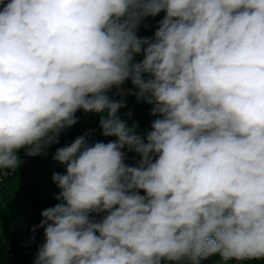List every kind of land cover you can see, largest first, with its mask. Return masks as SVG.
Segmentation results:
<instances>
[{"label": "clouds", "instance_id": "clouds-1", "mask_svg": "<svg viewBox=\"0 0 264 264\" xmlns=\"http://www.w3.org/2000/svg\"><path fill=\"white\" fill-rule=\"evenodd\" d=\"M78 112L33 264H264V0H0V185Z\"/></svg>", "mask_w": 264, "mask_h": 264}, {"label": "crops", "instance_id": "crops-1", "mask_svg": "<svg viewBox=\"0 0 264 264\" xmlns=\"http://www.w3.org/2000/svg\"><path fill=\"white\" fill-rule=\"evenodd\" d=\"M128 86L130 87V83ZM117 99H119V97H117ZM126 99L128 101V109H131L133 112L132 119L139 122L140 130H147L153 119V117L149 115L150 106L142 103L138 104L131 96L126 97ZM128 109L121 110V115L123 116L124 112ZM79 117L82 119L81 123L74 128L72 127V130L66 133L69 134L76 128L85 129L92 117L99 118L96 114H88L87 116L83 115ZM129 123H131V121H129ZM93 130H95V139H103L105 142H107L108 139H113L100 136L99 129ZM75 137L76 136L72 138L74 139ZM54 151L55 149H49L47 156L36 157H26L23 151H21L20 157L24 162L14 172V177L7 179L10 183L6 181L7 184H4V187L0 186V213L2 214V212H5V215H8L10 211L15 215V217L10 219L5 218L2 220L3 225L0 227V243L4 241L8 231L17 228L20 230L19 240L13 243V246L21 252L18 264H33L37 248L43 242V232L35 236L34 240L32 239L35 232H32L31 229L38 225L40 216L35 210L34 204H32L31 195L38 193L41 196H47L59 192V189L51 180L53 174L51 170L62 173L64 172V168L58 163L55 164L56 162L50 158L51 153ZM131 155L133 154H130V157ZM49 159L50 161L48 162ZM128 162L132 163V160L129 159ZM27 164L31 165L32 169L36 170V173H38L37 176L35 172H33L34 174L32 177L26 175ZM218 260V257H213L207 261V264H216ZM242 264L244 263L242 262Z\"/></svg>", "mask_w": 264, "mask_h": 264}, {"label": "trees", "instance_id": "trees-1", "mask_svg": "<svg viewBox=\"0 0 264 264\" xmlns=\"http://www.w3.org/2000/svg\"><path fill=\"white\" fill-rule=\"evenodd\" d=\"M77 115L87 116L88 114H84L83 112H78ZM93 129H99V118L98 117H92L91 120L88 122V125L86 126L85 129L76 128L74 131H72L69 134L65 133L61 138V144L53 146V147L62 146L65 142H70L73 139L72 137L81 135L85 131L93 130ZM58 193L50 194L47 196H41L38 193L31 195L32 202L35 205V210L40 216L38 225L41 221V215H40L41 211L48 207L54 206L58 202L54 198L55 195H57ZM42 232H43L42 229L36 228L34 237L38 236ZM19 238H20V230L18 228L7 232L5 240L2 243H0V264H18L21 252L18 251V249L13 246V243L15 241H18ZM243 263L244 264H259V262H254V261H248V262H243ZM205 264H207V261L205 262Z\"/></svg>", "mask_w": 264, "mask_h": 264}, {"label": "rangeland", "instance_id": "rangeland-1", "mask_svg": "<svg viewBox=\"0 0 264 264\" xmlns=\"http://www.w3.org/2000/svg\"><path fill=\"white\" fill-rule=\"evenodd\" d=\"M162 16H163V13H161L159 16H157V17H155V18H149L148 20H146V21L144 22V25H145V26H142V27L140 28L138 34H139L140 36H152V35H153V32H154V30H155L156 22H157L159 19H161ZM136 59L139 60V59H142V57H137ZM81 120H82V119L79 117V121H78V123L76 124L77 126L79 125V123H81ZM76 125L73 126V128L76 127ZM71 130H72V129H69L68 132L71 131ZM51 149H55V148H51ZM50 156H51L50 158H52V153H51ZM49 161H50V159L48 160V162H49ZM55 164H57V163H55ZM26 167H27V169H26V175H27L28 177H32V175L34 174L33 172H35L36 176L38 175V173H36V170H35V169H32V166H31V165H28V164H27ZM54 171H55V170H51V172H54ZM14 175H15V174L12 173V174H10V175H8V176H5V177H4L3 184L0 185V186H1V187H4V186H3L4 184L10 183L9 181H7V179H9V178H13ZM13 180H14V179H13ZM6 181H7V183H6ZM32 204H33V202H32ZM34 207H35V205H34ZM21 211H22V209H21ZM25 212H26V211H25ZM12 217H15V215H14L12 212H10V211H9L8 215H5V212H4V213L2 212V214L0 213V227L3 225V224H2V220H4L5 218L10 219V218H12ZM4 240H5V238H4Z\"/></svg>", "mask_w": 264, "mask_h": 264}]
</instances>
